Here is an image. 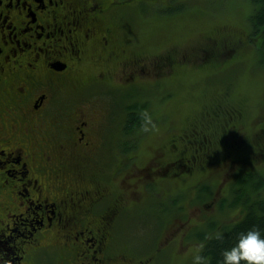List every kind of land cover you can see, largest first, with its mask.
Returning a JSON list of instances; mask_svg holds the SVG:
<instances>
[{
	"label": "flooded vegetation",
	"instance_id": "1",
	"mask_svg": "<svg viewBox=\"0 0 264 264\" xmlns=\"http://www.w3.org/2000/svg\"><path fill=\"white\" fill-rule=\"evenodd\" d=\"M114 3L0 0V264H155L120 223L127 194L139 198L177 162L121 148L126 104L117 127L104 92L128 86V51L145 57L119 37ZM216 126L194 127L186 157L207 150ZM121 173L127 193L113 187Z\"/></svg>",
	"mask_w": 264,
	"mask_h": 264
},
{
	"label": "rangeland",
	"instance_id": "2",
	"mask_svg": "<svg viewBox=\"0 0 264 264\" xmlns=\"http://www.w3.org/2000/svg\"><path fill=\"white\" fill-rule=\"evenodd\" d=\"M227 1L229 2L227 3ZM115 2H118V0H115ZM133 2H135V0L122 1L121 7L116 6L114 9V14L116 17L122 19V23L124 24V26H120L121 29L118 28V35L125 41L129 39L131 47L137 45L139 50L146 51H142L143 54L141 57L144 58L145 56L146 59H144L147 61L151 60V53L153 54V52L155 53L159 49L167 51L172 47H177L178 51L188 47L186 51L190 52L191 55H189V57L194 59L196 54H193V51L189 50V47L201 46L206 41L205 37H211L212 35H216V33H218V35H225L227 33L235 40H238V37L245 38L243 45L238 49L237 57L241 55L239 57L240 61H237V57H233L226 61L222 59L221 63L220 61L219 63H208L203 67H197L196 63L190 62L189 64L176 65L170 68L169 73L173 76L164 79L165 86L161 89H157V97H160L161 94V97H164V99L159 101L158 99L156 100L154 94L151 95L154 96L151 102V106L153 107L152 113L159 115L168 113L166 114L167 120L165 123H162V126L153 125L144 135V138L139 140V147L141 152L145 155V158L143 157L142 160L147 163V160L151 159L153 149L161 152L166 159L175 155L178 157L183 155L184 152H187L184 148H181L182 143L177 142V137L183 134L192 122H195V115L198 116L202 109L208 107V105H212V103L216 101V96L218 97L220 91L223 90H227L224 96L225 103L223 102V111L221 117L218 119L217 126L213 129V134H218L220 136L223 134L226 135L230 124L238 129H242L246 134L250 135V145L243 150H236L234 153L243 155L252 153L251 150L253 145L251 143L254 141L253 136L256 133V129L263 123V120L257 117L260 109L256 110L255 106L261 104V100L264 101V36L262 32L252 35L249 34V16L252 12V7L247 8L244 2L236 6V0H226L222 2L215 11L211 7V2H207L204 6L205 12H203L202 9H200V11L190 9L185 14V18L176 16L167 19L171 17L167 12L180 4L178 1L171 2L166 0L159 5V11L151 10L156 16L159 18H166V20H157L154 19V17H151L150 20H142L140 18V11H138L139 6L131 7L128 5ZM146 5L147 9H149L152 4ZM161 12L164 16L161 15ZM128 13H131L132 23L134 22L132 24L134 30L130 26L129 34L126 30L129 24L125 21V16L128 15ZM194 13L200 14L194 18ZM202 13H206L208 16L201 17ZM136 35L139 39L142 37L143 40L138 41ZM247 45L250 47L243 50ZM144 47L147 48V50H145ZM211 59L219 60L215 55H213ZM187 61H189L188 58ZM110 92L111 91H105L104 93L109 98V101L113 103L112 94ZM127 93H129L128 95L130 96H124L126 100H132V96L134 98L140 96L139 94L131 96L130 91H125V94ZM166 94H168L167 97H165ZM116 96L117 95L114 94V97ZM121 97L120 100H124L123 96ZM240 103L244 105V109L239 106ZM88 105L91 107V103ZM120 107L121 104H118V106L116 105V109L119 112H121ZM114 118L122 119V117ZM169 121H171L172 127H169ZM119 126L120 125H117V127ZM175 144L178 148L175 147ZM187 148L191 150V147H188V145ZM228 148L231 149L229 142L226 145L217 140L214 145V151L212 154L209 153V158L216 160V166L210 164L209 169L203 168V172L197 171L192 177L175 176L176 178L173 177L167 180L162 179L160 181L159 187L162 186L164 194L178 191L186 192L185 197H183L184 192H180L178 195L173 194L168 197L169 203L184 198L182 200V208L179 211H172L165 214L158 213V210L156 211L153 206L149 208L147 205L148 200L151 198H146L143 190L139 198H134L136 194H133L132 191L127 194L126 205H140L144 209L130 217V224L128 219L123 218L122 221L126 223L121 224L120 227L122 231L124 228V234L128 233L129 245L135 248V250L133 249L134 253L145 255L153 248H156V252H154V249L152 250V255H155L159 250L157 244H162L161 246H164L163 243L169 238V235L168 237L166 236L170 231V226L172 224H178L181 219H186L189 213L191 217L189 219L191 220L190 223L192 224V221L194 222L198 232L196 234H191V240L189 241L183 240L174 242L173 238L168 239L167 247L160 250L156 264H202V262L200 263L199 261V256L197 257V253L199 249L202 248L201 246L203 243L200 234L204 231L206 232V236L208 234H213V231H216L217 227L216 229H212L208 221L204 222L203 225L201 224L204 216L196 212L197 202L189 200L191 193H188V191L192 192L191 190L194 188L192 185L197 182V179L200 177L209 176L218 181L220 180L218 178L224 175L227 170H224V167L227 163L226 152L229 151ZM207 152L202 154L200 161L201 159L208 160ZM260 163L261 164L252 163V165H249L247 162L245 164L244 169L251 170L255 167L254 169L257 168L262 173L258 174L255 172L256 174L253 178L250 174L246 175L245 183H241L240 185H238L240 181L234 179V177H236L234 176V172L237 167L232 171L230 169L224 176V183L221 184V189L225 190V193H228V186H231L232 182L235 180L237 187L240 186L246 193L254 191L257 181L264 179V163ZM124 172L123 170V173ZM238 173L237 176L242 175L240 172ZM113 182V187L127 186L124 182L122 173L117 179L113 180ZM179 188H183V190ZM128 190L129 189L126 187V191H124L127 193ZM255 198L260 197L254 195L252 199ZM231 199L232 197L230 196V198L226 200ZM136 200L138 202L137 205L134 204ZM132 208L133 207H128L126 213H130ZM221 212L220 215L223 217V220L229 223L237 220L239 214L236 208ZM157 219L161 220L162 223L160 225L157 224ZM137 223L140 225H137ZM199 226H201L200 230ZM176 235H180V232L178 231Z\"/></svg>",
	"mask_w": 264,
	"mask_h": 264
},
{
	"label": "trees",
	"instance_id": "3",
	"mask_svg": "<svg viewBox=\"0 0 264 264\" xmlns=\"http://www.w3.org/2000/svg\"><path fill=\"white\" fill-rule=\"evenodd\" d=\"M122 1L129 0H118V2H115L114 0L115 6L121 7ZM163 1L166 0H135V2L128 5L131 7L140 6L138 7V11H140V18L142 20H150L151 17H154V19L157 20H166V18H159L154 12L151 11H159V5L163 3ZM167 1H178V3L180 4L175 8H171L170 11L167 12L169 16H171L167 19H171L176 16L185 18V14L190 9L194 11H200V9H202L203 12H205L204 6L207 2H211V7L216 11L220 4L226 0ZM104 2L109 5L111 3V0H104ZM228 2L229 1H227V3ZM241 2L246 3L247 8L252 7V12L249 16V34L252 35L262 32L264 36V0H236L235 5L238 6V4H241ZM150 3L152 5L149 9H147L146 4ZM199 14L194 13L193 17L195 18ZM161 15L164 16L162 12ZM202 16H208V14L206 15V13H202L201 17ZM125 20H128L127 22L129 26L127 27V30L130 33V26L134 30V26L132 25L134 22L132 23L131 13H128V15L125 16ZM136 38L138 41L143 40L142 37L139 39V37L137 36ZM205 38L206 41L201 46L199 45L195 47H189V50H192L193 54H196L194 59H191L189 57V55L191 54L190 52L186 51L188 50V47L180 49L179 51L177 50V47H172L167 51H162L161 49H159L157 50L158 53H151L150 61L145 60L143 62L137 60L132 52L128 51L126 53V60H128V68L130 70L125 75V79L122 78L123 81L121 82H128L129 84H127L128 86L125 89L129 90H120V88L108 90L111 91L110 93L112 94L111 97L115 104V108L116 105L118 106V104H126L125 109L127 110L128 114L126 115L124 122L125 126L123 128L128 132L124 133V135L118 136L120 145L122 144L121 148H125V150H123L126 151L125 154H128L130 157H135L137 154H139V161H144L142 160V158H145V155L143 152H141V149L139 147V140H142V138H144V135L147 133V131H149V129L152 128L153 125L162 126V123H165V121L167 120L166 114L168 113H165L163 115L152 113L153 107L151 106V102L152 97L154 96L156 100L158 99L159 101L164 99V97H161V94L160 97H157V89H161L165 86V81H163L164 79L173 76L170 75L171 73H169L171 67H174L176 65L189 64L190 62L196 63L197 67H203L204 65L212 62L219 63L220 61L221 63L222 59L223 61H226L229 58L231 59L233 57H237L238 49L241 45H243V42L245 40V38L239 37L238 40H235L227 33L225 35H218V33H216V35ZM249 47L250 46L247 45L243 50ZM127 48L130 49L129 46ZM134 49L137 50V53L143 54L142 51L144 50H139L137 45L134 46ZM145 50H147V48H145ZM213 55H215L219 60L211 59ZM156 57H158L159 60L154 59ZM239 57H237V61H240ZM187 58L189 59V61H187ZM135 64H137V66H135ZM125 91H130L131 96H135L136 94H139L140 96L137 98H134L132 96V100H126L124 96L130 95H128L129 93L125 94ZM226 92L227 90L220 91V94H218L219 96H216V101H214L212 105H208V107L202 109L198 116L195 115V122H192L186 129V131L177 137V142H181L183 148L185 147L184 142L189 139H194V136H192V131L194 127L199 124V122L204 124H217L218 119L219 117H221V113L223 111V102L225 103L224 96L226 95ZM114 94H116L117 96L114 97ZM152 94H154V96H151ZM121 96H123L124 100H120L122 98ZM167 96L168 94H166L165 97ZM261 102L262 103L258 105L259 107H255L256 110L260 109L259 115L257 117H260L261 120H263V123L259 126V128L256 129V133L253 136L254 141H252L251 143L253 145V148L251 150L252 153L248 155L235 154L234 152L236 150H243L250 145L251 137L242 129L237 128L240 131L242 130V132L246 136L245 138H243L242 134H231V131L228 130V133L226 135L223 134L220 136L218 134H215L209 137L207 150L203 152L205 153L208 151L206 153L208 158L207 161L204 159H201L200 161V158L203 154L200 152L197 153L198 155L191 153L190 157H186L187 155L183 153V156L181 155L177 157V155H175L171 158H168V161L176 160L177 163L175 166H171L169 170L170 172L164 177V180L172 179L175 176L192 177L197 173V171L203 172V168L209 169L210 164H214V166H216V160L213 158H209V153L212 154V152L214 151V145L217 140L221 143H225L226 145L229 142V144L231 145V149L228 148L229 151L226 152L227 163L224 167L225 169H223H227L225 172L226 174L228 173V171H230V169L232 171L237 167L236 171L234 172V176H236L234 177V179H238V181H240L238 185H240L241 183H245L246 175L250 174V176L253 178V176H255L256 174L255 172H257L258 174L262 173L257 168L254 169L255 167L251 170L244 169V166L247 162L249 163V165H252V163H264V101L261 100ZM239 106L244 109L243 104L240 103ZM114 113H118V115L115 114L114 117H123L120 115L121 112H119L118 110ZM169 122V127H172L171 121ZM175 147L177 148L176 144ZM157 152L158 151L153 149L151 159L157 154ZM199 155L200 157L197 158L196 156ZM128 168L129 166H127V170L124 171L126 172L131 170ZM238 172H240L242 175L237 176L239 174ZM225 174L221 175V177L218 178L220 179L219 181L209 176L200 177L197 179V182L192 185L194 187L193 190H191L192 192L188 191V193H191V197H189V200L192 202H197L196 212L199 213V215L202 214L204 216L201 224L203 225L204 222L208 221L210 222L212 229H216L217 227L216 231H213V234H208L206 236L205 231L200 234V238L201 240H203V243L201 246L202 248H200L199 252L197 253V257L199 256V261L200 263L202 262V264H264V179L258 180L255 184L256 186L254 191H250L249 193H246L245 190L240 186L237 187V183L234 180L232 182V185L228 186V193H225V190L221 189V184L224 183ZM139 187L142 188L144 196L146 198H151L148 200L147 206H149V208H152L153 206L156 211L158 210V213L168 214L172 211L181 210L183 204L182 200L184 198H180L179 200H174L169 203L168 197L173 194L178 195L180 192L183 193L184 191L164 194L162 186L159 187V184L155 185L154 187L153 185L152 187H147V189H144L142 186ZM179 189L183 190V188ZM183 194L184 196H182L185 197L186 192H184ZM254 195L260 198L252 199ZM230 196L232 197V199L226 200L230 198ZM134 204L137 205L138 202L134 201ZM128 207L133 208L130 210V213H125L121 220H123V218H126L129 220L130 224V217L136 215L137 212L144 209L140 205H131ZM235 208L237 209V211H239L237 220L230 223L224 221L223 217L220 215L222 213L221 211H227L228 209ZM190 218L191 217L188 213L186 219H181L178 224H172L169 228L170 231L167 233L166 237H168L169 235L168 239L173 238L174 242L191 240V234H196L198 232V229L195 228V224L193 221L192 224L190 223ZM156 221L158 225L162 223L160 219H157ZM125 223L126 222L121 221L120 226L121 224ZM137 225L140 224L137 223ZM200 227L201 226H199V230ZM178 231L180 232V235H176ZM124 237L128 241V233H125ZM168 239H166V241L163 243L164 246H161L162 244H157L159 250L157 251V253H155V255H152V250L154 249V252H156V248H153L149 253L145 255H137L146 257L152 256L154 263L156 264V262L158 261V254L160 253V250L167 247L166 245L168 244ZM131 249L135 250V248L133 247H131Z\"/></svg>",
	"mask_w": 264,
	"mask_h": 264
}]
</instances>
